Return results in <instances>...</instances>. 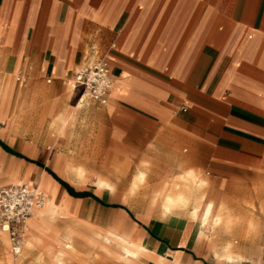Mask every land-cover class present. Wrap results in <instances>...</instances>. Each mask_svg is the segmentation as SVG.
Listing matches in <instances>:
<instances>
[{
    "label": "crops",
    "instance_id": "1",
    "mask_svg": "<svg viewBox=\"0 0 264 264\" xmlns=\"http://www.w3.org/2000/svg\"><path fill=\"white\" fill-rule=\"evenodd\" d=\"M100 58L114 79L106 104L74 84L76 69ZM77 159L108 175L135 167L131 190L145 165L152 189L170 191L165 212L132 213L104 178L94 191L76 186L66 177ZM163 176L181 177L179 187ZM198 177L203 191H243L264 207V0H0V186L24 183L44 198L54 188L55 202L71 200L63 215L116 227L141 249L124 261L111 253L116 238L88 230L94 243L74 237L70 250L89 247L98 264H264L263 248L220 247L207 231L217 216L231 224L213 213L216 198L205 223L178 209L194 207L180 204ZM168 196L178 201L165 210ZM78 223L55 226L64 235Z\"/></svg>",
    "mask_w": 264,
    "mask_h": 264
},
{
    "label": "rangeland",
    "instance_id": "2",
    "mask_svg": "<svg viewBox=\"0 0 264 264\" xmlns=\"http://www.w3.org/2000/svg\"><path fill=\"white\" fill-rule=\"evenodd\" d=\"M76 118L80 119L82 118V115L78 114ZM77 147H82L80 149L83 151L84 148L90 150L92 146L89 147V145L78 144ZM64 149L67 151V146H64ZM111 162L113 163V161ZM82 168L85 169L83 175L79 173L83 170ZM140 169H142V166ZM135 171L136 168L132 166L127 175H108L102 173L100 169L85 165L82 160L77 159L73 162V171H71L72 173H69L66 179L76 186L81 188H89L94 191L95 183L99 187H105L107 185V183L101 179L104 178L114 186V190L112 192H108L110 197L116 198L113 201L117 203H123L132 213L151 214L156 212L163 214L165 211L163 207H161V201L163 200V196L170 191L159 192L153 190L152 186L149 185L151 176L148 174L143 181L136 182L134 190H131V182ZM198 178H196L197 181L193 180L191 182L193 184V186H191L193 187V190L190 191V195L187 194L188 197L183 201L184 203L182 202L180 205H186L187 203L193 204L195 195L199 194H204V203L216 198L217 205L213 213H216L220 208L224 216L231 220L230 227H224L223 225L217 227L206 226L209 233L218 237V245L221 247L226 243H229L232 249L247 248L249 251L253 250L252 252H256L262 248L264 249V207H261L260 203H257V205L254 206L252 202L246 201L248 198H246L245 195L248 193L243 191H203V188H205L208 183L207 181H202L201 178ZM161 179L163 183H174L173 181L169 182L168 177L163 176ZM174 179H177V182L174 183V187H179L178 184H180L181 177H175ZM119 183H123V185H119ZM144 196L145 198H143ZM127 202H130V204L128 205ZM70 203L71 200L67 197H63L59 204L55 202L54 188L49 194L45 196L41 207L29 220L28 230L22 241L23 249L19 255H14L12 251L11 253L9 252V248L11 250L9 240L4 234H2L3 236L0 234V264H58L53 259V257L58 254L59 250L63 251V258L66 259L63 264H98L94 262L92 256L90 255H95V253L89 247L78 250V253L75 250H70V248L66 247L64 243L59 240L57 234L61 235V231L56 226L59 228H64L69 221H79L80 223L78 224H68L65 233L67 231H72L74 233L73 235H75L74 237H83L91 243H94V240L92 237H88V230L97 236H101L107 234V231L119 234L117 232V228L115 227L114 229L104 230L83 222L73 214L68 213L63 215ZM178 209L185 212L192 210V206L189 208L180 207ZM171 210L173 211L175 209ZM187 213L190 214V211ZM61 215L63 216L60 217ZM57 217L60 218L55 221V226L53 224V220ZM27 239L29 241H27ZM100 239L105 241L104 237H101ZM58 241H60L62 244ZM25 245L38 247L40 252L46 255L40 254L36 249L28 248ZM235 252H238V250ZM111 253L123 259L119 255V251H111ZM236 257L239 258L238 256ZM95 258L98 259V257ZM123 260L126 261L125 259ZM132 261L133 260L127 262ZM118 262V260L116 261L111 258L107 259V264H119Z\"/></svg>",
    "mask_w": 264,
    "mask_h": 264
},
{
    "label": "built area",
    "instance_id": "3",
    "mask_svg": "<svg viewBox=\"0 0 264 264\" xmlns=\"http://www.w3.org/2000/svg\"><path fill=\"white\" fill-rule=\"evenodd\" d=\"M16 81L24 82L20 71ZM74 84L82 88V95L100 104H106L114 79L109 73L108 61L100 58L85 63L74 72ZM43 202V195L36 188L24 183H11L0 186V230L7 234L11 251L21 252L26 221Z\"/></svg>",
    "mask_w": 264,
    "mask_h": 264
},
{
    "label": "bare ground",
    "instance_id": "4",
    "mask_svg": "<svg viewBox=\"0 0 264 264\" xmlns=\"http://www.w3.org/2000/svg\"><path fill=\"white\" fill-rule=\"evenodd\" d=\"M27 96V95H26ZM79 104V103H78ZM71 164V163H70ZM123 165V164H122ZM67 169V168H66ZM148 168L145 166L144 167V169H140V170H138V172H137V174H136V178H137V180L138 181H143L144 179H145V177H146V170H147ZM150 169V168H149ZM70 172L71 171H73V168H69L68 169ZM80 170V169H79ZM77 171V170H76ZM81 171V170H80ZM79 173H81L82 175L84 174V170H82L81 172H79ZM81 176V175H80ZM204 184V183H203ZM203 186V185H202ZM133 187V186H132ZM37 189V188H36ZM142 190V189H141ZM37 191L38 192H40L41 194H42V192L41 191H39L38 189H37ZM180 191V190H179ZM178 191V192H179ZM43 195V194H42ZM180 195V194H179ZM178 196V195H177ZM181 196V195H180ZM175 197H176V195H175ZM183 197V196H182ZM202 197H203V195H197V196H195V205H194V207L192 208V211H191V214L193 215V217H199V219L203 222V223H205L206 222V219H207V216H208V214H209V212H210V209H211V202H207V203H204V205H202L201 204V202H200V200L202 199ZM143 198H145V196L143 197ZM179 198V197H178ZM43 199H44V195H43ZM167 199V201L166 202H164L163 203V206L165 207V210H169L170 208L168 207V205H170V200L172 199L173 200V197L171 198V197H167L166 198ZM177 201H178V199L177 198H175ZM180 199H181V197H180ZM186 199V198H185ZM184 199V200H185ZM175 200V201H176ZM182 200V199H181ZM174 200L172 201V202H175ZM128 203V202H127ZM179 204H180V202H178ZM184 203V202H183ZM42 205V204H41ZM172 206V205H171ZM221 206V205H220ZM41 207V206H40ZM39 207V208H40ZM39 208H36L34 211H33V213H32V215L27 219V221H26V224H27V229H26V231L24 232V234H23V238H24V236H25V234H26V232H27V230H28V225H29V220H30V218L38 211V209ZM174 208V207H173ZM219 210V209H218ZM230 210V209H229ZM231 212V211H230ZM235 212V211H234ZM220 214V213H219ZM217 216V215H216ZM221 216V215H220ZM223 216V215H222ZM220 219L221 218H219L218 216H217V218L215 219V222H214V224L212 225V227H216V226H218L219 225V222H221L220 221ZM226 219H227V217H226ZM225 219V220H226ZM39 220V219H38ZM228 220V219H227ZM230 220V219H229ZM42 221V220H41ZM40 221V222H41ZM44 222V221H43ZM42 222V223H43ZM227 221H225L224 223L227 225L228 223H229V225L227 226V227H229L230 226V222H227ZM45 224V223H44ZM221 224H222V222H221ZM48 225V224H47ZM206 225V224H205ZM51 227V226H50ZM49 228V227H48ZM233 228V227H232ZM51 229V228H50ZM71 229V228H70ZM222 229V228H221ZM231 230V229H230ZM0 231H2V230H0ZM38 231V230H37ZM221 231V230H220ZM2 232H4V231H2ZM39 232V231H38ZM225 232V231H224ZM231 232V231H230ZM5 233V232H4ZM41 233V232H40ZM1 235H2V233H0ZM74 233L72 232V231H67L66 233H64V235H60V234H57L58 235V237H62L63 238V241L62 240H60L62 243H64V245L66 246V247H68V248H70V246H71V244L73 243V239H74V236L75 235H73ZM105 235H109V236H113L114 238H116L117 239V242L120 244V246H121V249H120V251H119V255L123 258V259H125L126 261H131V260H133L134 261V258H135V256H136V254H138L140 251H141V249L136 245V243H135V241L131 238H128V237H122V236H120L119 234H116V233H114V232H111V231H107V234H105ZM3 236V235H2ZM31 236V235H30ZM27 237V236H26ZM4 240V239H3ZM26 241V240H25ZM27 241H29L28 239H27ZM60 241H58V242H60ZM60 242V243H61ZM76 242V241H75ZM61 243V244H62ZM80 243V242H79ZM74 244V243H73ZM60 249V248H59ZM65 251V250H64ZM62 253H63V251H61V250H59V252H58V254L56 255V256H54L53 257V259L56 261V263H58V264H63L64 262H65V258H63V255H62ZM224 253V252H223ZM227 253V252H226ZM52 257V256H51ZM136 259V258H135ZM161 262V261H160Z\"/></svg>",
    "mask_w": 264,
    "mask_h": 264
},
{
    "label": "trees",
    "instance_id": "5",
    "mask_svg": "<svg viewBox=\"0 0 264 264\" xmlns=\"http://www.w3.org/2000/svg\"><path fill=\"white\" fill-rule=\"evenodd\" d=\"M63 183V182H62ZM63 184H65V183H63ZM66 185V184H65ZM78 194H80V193H78Z\"/></svg>",
    "mask_w": 264,
    "mask_h": 264
}]
</instances>
